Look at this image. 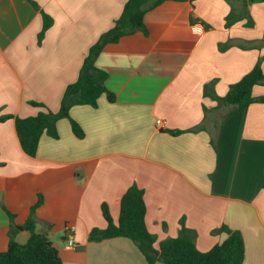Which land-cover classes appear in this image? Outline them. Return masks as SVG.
<instances>
[{
    "label": "crops",
    "instance_id": "1",
    "mask_svg": "<svg viewBox=\"0 0 264 264\" xmlns=\"http://www.w3.org/2000/svg\"><path fill=\"white\" fill-rule=\"evenodd\" d=\"M127 1L0 0V252L9 247L10 213L15 240L28 242L24 225L41 195L36 231L63 264H147L131 239H90L107 227L103 206L118 223L121 198L137 185L157 247L185 227L207 252L229 237L227 226L243 236V264H264V103L223 121L232 107L217 101L258 63L264 71V2L245 11L240 0H164L147 10L145 32L107 44L96 60L116 100L103 94L97 108L70 110L85 136L61 119L58 139L44 134L34 157L23 150L15 118L60 110ZM45 16L53 23L40 40ZM252 95L264 97V84Z\"/></svg>",
    "mask_w": 264,
    "mask_h": 264
},
{
    "label": "trees",
    "instance_id": "2",
    "mask_svg": "<svg viewBox=\"0 0 264 264\" xmlns=\"http://www.w3.org/2000/svg\"><path fill=\"white\" fill-rule=\"evenodd\" d=\"M164 0H128L121 16L115 25L103 33L99 40L87 53L79 77L76 82L68 85L61 100L60 110L52 112L48 109L28 118H15L16 130L23 150L30 156L37 154L41 137L47 134L53 139L59 138L57 124L61 119H68L73 133L83 138L85 133L81 126L71 117L70 110L76 105L99 106V99L106 94L110 102L116 97L106 86L107 73L96 66V60L103 48L110 43L118 42L122 37L146 31L144 16ZM193 1V0H192ZM245 11L248 5L263 3L264 0H240ZM235 10L232 9L227 17V26L235 21ZM43 30L39 35L42 40L46 31L52 26V19L44 17ZM264 84V71L258 63L254 69L245 75L238 83L232 85L224 97L217 98L219 105L232 107L224 116L227 120L233 113L257 101L264 103V97L256 99L252 95L256 85ZM35 107L45 108L38 102H31ZM12 118L2 117L1 120ZM43 203L40 195L38 202L31 208L30 216L24 227L30 232V239L25 244L15 240V215L10 213L11 231L8 250L0 252V264H63V260L53 242L44 234L37 233L34 214ZM103 215L107 221L105 229L95 228L90 233L92 241L100 242L113 238L131 239L143 253L147 264H243L245 260V243L240 231L223 226L221 230L229 237L207 252H201L196 244L194 235L182 227L179 236L169 238L159 243L158 237L151 233L146 223L147 207L144 191L133 185L121 198V213L118 223L110 215L107 205L103 206ZM160 251L157 255L155 251Z\"/></svg>",
    "mask_w": 264,
    "mask_h": 264
},
{
    "label": "built area",
    "instance_id": "3",
    "mask_svg": "<svg viewBox=\"0 0 264 264\" xmlns=\"http://www.w3.org/2000/svg\"><path fill=\"white\" fill-rule=\"evenodd\" d=\"M160 124H162V121H161V120H158V121H157V125L160 126ZM65 231H66V233H67L68 235H71V234H73V232H74V227H73L72 225H70V224H66V225H65ZM73 244H74L73 239H70V240L67 242V246H68V247H69V246H72Z\"/></svg>",
    "mask_w": 264,
    "mask_h": 264
},
{
    "label": "rangeland",
    "instance_id": "4",
    "mask_svg": "<svg viewBox=\"0 0 264 264\" xmlns=\"http://www.w3.org/2000/svg\"><path fill=\"white\" fill-rule=\"evenodd\" d=\"M228 111L227 108H222L219 112L216 113L218 118L223 117V115Z\"/></svg>",
    "mask_w": 264,
    "mask_h": 264
},
{
    "label": "water",
    "instance_id": "5",
    "mask_svg": "<svg viewBox=\"0 0 264 264\" xmlns=\"http://www.w3.org/2000/svg\"><path fill=\"white\" fill-rule=\"evenodd\" d=\"M20 228H21V227H20ZM155 252H156L157 255H160V251H159V250H158V251H155Z\"/></svg>",
    "mask_w": 264,
    "mask_h": 264
}]
</instances>
